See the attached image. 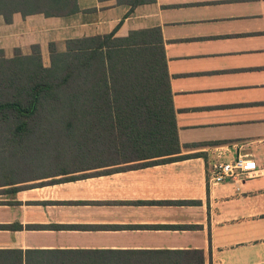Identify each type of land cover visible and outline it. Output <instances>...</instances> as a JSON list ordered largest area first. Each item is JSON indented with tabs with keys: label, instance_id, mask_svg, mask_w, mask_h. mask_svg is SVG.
<instances>
[{
	"label": "crops",
	"instance_id": "1",
	"mask_svg": "<svg viewBox=\"0 0 264 264\" xmlns=\"http://www.w3.org/2000/svg\"><path fill=\"white\" fill-rule=\"evenodd\" d=\"M77 2L69 16L0 15V49L38 44L48 66L50 42L64 50L115 27L118 38L158 28L190 157L123 169L142 161H88L0 191V264H264V0H155L131 12ZM216 147L248 154L259 172L213 184Z\"/></svg>",
	"mask_w": 264,
	"mask_h": 264
},
{
	"label": "trees",
	"instance_id": "2",
	"mask_svg": "<svg viewBox=\"0 0 264 264\" xmlns=\"http://www.w3.org/2000/svg\"><path fill=\"white\" fill-rule=\"evenodd\" d=\"M154 1L115 0L129 12ZM79 10L77 0H0L6 23L14 13L62 17ZM116 28L68 39L64 50L50 42L48 66L38 44L27 54L16 48L10 57L0 49V140L26 147L42 133L76 130L90 138L96 154L81 155L85 161H142L122 169L190 157L180 154L160 30L118 38Z\"/></svg>",
	"mask_w": 264,
	"mask_h": 264
},
{
	"label": "rangeland",
	"instance_id": "3",
	"mask_svg": "<svg viewBox=\"0 0 264 264\" xmlns=\"http://www.w3.org/2000/svg\"><path fill=\"white\" fill-rule=\"evenodd\" d=\"M45 135L34 136L26 147L0 140V184L18 181L17 186L24 180L68 171L88 162L81 155L92 149L89 137H82L76 130L68 134L57 130L53 135ZM3 190L10 191V186H0V191Z\"/></svg>",
	"mask_w": 264,
	"mask_h": 264
},
{
	"label": "built area",
	"instance_id": "4",
	"mask_svg": "<svg viewBox=\"0 0 264 264\" xmlns=\"http://www.w3.org/2000/svg\"><path fill=\"white\" fill-rule=\"evenodd\" d=\"M216 159L212 162L210 181L213 184L226 181L242 183L259 172L256 161L248 154L226 158L229 147H216Z\"/></svg>",
	"mask_w": 264,
	"mask_h": 264
}]
</instances>
